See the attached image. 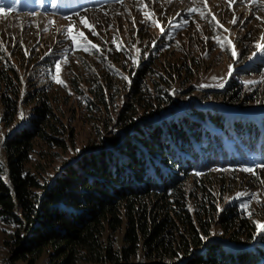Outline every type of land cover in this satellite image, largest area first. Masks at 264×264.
<instances>
[{
    "label": "trees",
    "instance_id": "1",
    "mask_svg": "<svg viewBox=\"0 0 264 264\" xmlns=\"http://www.w3.org/2000/svg\"><path fill=\"white\" fill-rule=\"evenodd\" d=\"M104 1L82 0V5ZM193 23L190 18L184 26L187 40L208 50L219 28L204 16L195 39ZM138 36L148 40L146 34ZM165 39L166 33L160 37ZM6 42L9 52L0 48V128L14 132L2 146L0 225L12 228L8 243L14 260L47 250L50 264H130L138 257L154 264H264V232L256 239L251 220L260 212L247 216L236 202L219 212L213 193L214 171L251 168L258 183L264 180V115L257 125L253 117H229L215 108L170 110L172 83L190 80L197 56L189 57L192 67L183 58L164 65L149 57L133 77L131 102L117 115L116 133L97 153L83 156L49 183L26 169L36 140L59 149L65 145L63 122L42 89L36 90L42 100L32 116L14 127L22 63L50 73L54 61L24 55L18 43ZM247 44L241 40V47ZM96 46L99 50L84 52L102 74V83L91 74L85 91L83 102L91 109L105 107L102 88L111 89L110 77L131 59L123 46ZM246 88L229 81L217 93L220 103L242 110L240 93ZM71 89L81 91L73 80ZM188 181L192 191L186 189ZM213 227L222 234L220 241L213 238ZM121 230V246L115 248L112 236Z\"/></svg>",
    "mask_w": 264,
    "mask_h": 264
},
{
    "label": "rangeland",
    "instance_id": "2",
    "mask_svg": "<svg viewBox=\"0 0 264 264\" xmlns=\"http://www.w3.org/2000/svg\"><path fill=\"white\" fill-rule=\"evenodd\" d=\"M76 6L77 2L57 6L53 1L49 3L47 0H0V9L4 10L0 12V48L9 52L7 44L10 43L6 41L12 40L19 44L24 55L39 54L41 59L51 56V61H54L49 68L50 73H46L39 65L33 69L34 66L28 68L22 63L20 67L23 85L17 126L14 129L17 130L26 122L39 106L42 95L36 92L38 89L47 94L51 107L64 127L65 145L61 149L36 140L28 154L26 169L39 174L41 180H48L50 183L65 168L74 165L85 155L97 153L99 148L105 146L106 140L116 133L117 115L131 102L129 93L133 77L149 57L158 58L164 65L179 64L183 58L191 67L193 63L190 55L199 58L191 68L189 81L182 77V82L172 83L174 105L170 110L179 113L180 110L186 112L190 106L198 109L215 108L229 117H253L259 125V117L264 115V0H123L117 4H110L109 0L87 8ZM204 16L210 17L220 30L214 34L213 45L208 50L204 49V44L200 47L195 46V41H188L184 29L191 18L194 22L193 34L198 39L196 33H200L204 25L201 23ZM82 18L87 20L91 28H85L80 23ZM234 18L235 23L232 22ZM69 26L74 28V34L84 33L78 46H74L68 37ZM139 33L146 34L148 40L141 41ZM164 33L166 39L160 40ZM244 39L248 41L245 48L241 47V40ZM226 40L231 41V44H227ZM99 43L108 44L109 48L112 45L114 49L123 46L131 59L127 60L125 69H120V74H112L110 77L113 87L102 88L105 107L91 109L90 106L85 107L83 102V98L88 96L85 91L90 86L91 74L99 78L101 83L102 74L94 60L84 56V52H87L84 49ZM258 44L261 45L260 49L257 48ZM233 50L236 52L235 57L232 55ZM55 51L60 55L53 59ZM14 63L18 66L20 64L17 60ZM58 63L59 73L56 70ZM154 70L160 68L156 67ZM57 75L61 84L56 83ZM72 80L81 90L79 94L71 89ZM232 80L248 87L240 93V98L245 103L242 110L236 106L222 105L217 95ZM129 131L126 130L125 134ZM13 132L14 130L7 134L0 128L2 162V146L7 136ZM243 169L244 167L224 170L221 173L214 171L213 176L216 175L218 180L213 193L218 198L219 212L234 202L244 208L247 216L257 214V210L260 212V217L251 219L257 239L264 232V228L257 227L258 224L264 225V180L258 183L252 173ZM185 186L188 191L193 190L190 181ZM11 229L0 225V264H50L47 250L14 260L8 243ZM212 230L213 238L220 241L222 234L219 229L213 227ZM122 236L123 230L112 236L115 248L121 246ZM130 264L154 263L144 262L138 257Z\"/></svg>",
    "mask_w": 264,
    "mask_h": 264
},
{
    "label": "snow or ice",
    "instance_id": "3",
    "mask_svg": "<svg viewBox=\"0 0 264 264\" xmlns=\"http://www.w3.org/2000/svg\"><path fill=\"white\" fill-rule=\"evenodd\" d=\"M229 6H231V5H229ZM3 11H4L3 9H0V12H3ZM189 11H194V9H189ZM213 19H215V17H213ZM232 22L235 23V18L233 19ZM80 23L82 25H84L85 28H91V25L88 24V22H87L86 19H83L82 18L80 20ZM161 31L163 32V29H161ZM67 34H68V37L71 39V41H72V43H73L74 46H78L80 44L81 40L84 38V33L83 32H79V33H75L74 34V28L72 26H69L68 27ZM93 35H95V33H93ZM226 43L230 45L231 44V41H227L226 40ZM221 46L223 47L224 45H221ZM91 47L92 48H97V46L95 44H92ZM257 48L260 49L261 48V45L258 44L257 45ZM84 50L87 51L88 49L85 48ZM97 50H99V49L97 48ZM117 50H120L119 49V46H117ZM232 55H233V57L236 56V52L234 50L232 52ZM133 62L136 63V61H133ZM56 70H57V73H59V71H60V64L59 63L56 65ZM56 83L57 84H61L62 83V81L59 79V76L58 75L56 77ZM243 171H246V172H254V170L251 169V168L243 169ZM257 227L258 228H264V225H259L258 224Z\"/></svg>",
    "mask_w": 264,
    "mask_h": 264
}]
</instances>
